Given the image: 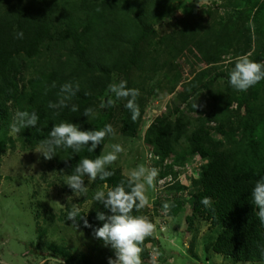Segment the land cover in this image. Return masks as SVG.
<instances>
[{
  "label": "rangeland",
  "instance_id": "374dc122",
  "mask_svg": "<svg viewBox=\"0 0 264 264\" xmlns=\"http://www.w3.org/2000/svg\"><path fill=\"white\" fill-rule=\"evenodd\" d=\"M63 1L46 0V3L62 4ZM75 1L77 7L71 8L75 7L74 13H77L81 0ZM251 1L264 2L177 0L169 12L151 21L157 35L144 46V60L130 70L127 81L129 88L139 90L136 102L140 117L136 121L125 107L126 100L116 101L114 107L100 108L111 93L107 90L99 96V111L92 118L94 127L103 123L101 130L111 124L116 133L114 138H105L101 152L112 151V144H121L125 149L109 167L120 168L127 176L141 164L158 169L155 189L147 190L149 205L141 215L152 221L146 211L155 209L156 202L165 201L169 195L175 198L177 194L183 201L182 212L168 216L171 226L160 227L168 228V232L162 234L157 229L153 232V237L159 240L162 258L157 256L154 262L142 258L144 264H264L235 262L213 252L210 244L220 229L212 230L201 219L195 220L197 233L186 236L193 194H198L200 188L192 185L190 173L184 174L182 169L175 180L177 192L170 190V182L165 184L166 194L157 191L156 181L160 172L166 175L177 167L190 165L192 168L194 164L206 165L208 161L199 155H190L192 143L184 137L162 165L155 159L154 147L146 140L158 120L175 123L182 119L189 123V136L201 128L209 133L205 145L212 150H231L242 157L255 152L264 157V81L246 92L236 91L229 83V73L237 57L248 55L254 62L262 57L260 63H264V11L258 14L252 11ZM57 23L58 30L66 24ZM60 46L54 42L47 44L38 59L23 57L20 93L7 106L14 119L16 112L26 105L30 81L52 72L59 60L65 59V52L60 56ZM121 80L124 77L115 74L112 83ZM14 119L11 116L6 126L10 140L0 164V264H108L109 258L115 259L114 250L100 245L93 235L67 220L73 204H79L81 211L92 209L93 181L89 182L86 177L87 194L76 196L66 185L68 174L55 157L46 160L35 152L37 146L25 147L18 134L10 135L9 125ZM220 128H224V134L219 132ZM193 176L198 178L194 170ZM170 179L171 176L165 181L159 179V184ZM69 196L73 197L71 201L67 199ZM171 207L167 213H171Z\"/></svg>",
  "mask_w": 264,
  "mask_h": 264
},
{
  "label": "trees",
  "instance_id": "16d2710c",
  "mask_svg": "<svg viewBox=\"0 0 264 264\" xmlns=\"http://www.w3.org/2000/svg\"><path fill=\"white\" fill-rule=\"evenodd\" d=\"M176 1L81 0L79 10L74 13L77 7L75 0H65L62 4H48L46 0L27 3L0 0V164L10 140L7 139L6 126L11 116L14 119L7 106L20 93L19 77L24 68L23 57L26 60L38 59L45 46L53 42L61 45L60 56L65 52V59L60 57L52 72L30 81L31 91L21 111L35 112L39 121L35 128L22 129L18 134L25 147L38 146L41 139L49 136L52 127L61 122L73 123L81 131L100 130L103 123L95 128L92 118L83 116L84 110L93 107L96 112L99 111V96L108 90L115 74L123 76L125 81L129 80L130 70L139 67L144 60V46L157 35L151 21L169 12ZM249 6L256 14L264 11V2L251 1ZM97 8L101 11L97 12ZM57 22L66 23L62 30H58ZM20 31L24 34L23 39L16 38V33ZM67 82L80 86L72 101L79 105V111L72 112L70 108H65L60 110L59 115H54V110L48 104L58 100L60 87ZM53 83L55 87H52ZM156 123L146 140L154 147L155 159L162 165L184 137L192 143L188 153L208 161L201 166L199 173L195 172L197 179L191 177L192 185L199 187L200 192L193 194L192 216L186 219V236L197 233L195 220L201 219L208 222L212 230L220 229L210 244L213 252L235 262H264V225L260 223L256 215L258 210L251 199L256 181L264 178V157L255 152L253 156L242 157L231 150H212L205 145V137L209 133L201 128L189 136V123L182 119H177L175 123L160 119ZM219 132L224 134V128H220ZM104 145L105 139L94 152H89L85 147L80 153L60 148L55 158L70 175L81 159H96ZM107 170L114 175L104 181L99 178L93 181L91 189L94 193L104 184L112 188L127 178L120 168L108 167ZM171 174L174 175L173 170L166 175L160 172L159 179ZM175 188L172 186L170 190L179 191ZM162 192L166 194L165 190ZM94 193L90 197L92 209L89 212L81 211V216H85L93 227H84L83 220L75 225L93 236V228L102 227V222L96 218L97 210L106 212L103 205L93 200ZM167 197L163 202L158 200L155 209L146 211L155 229L162 225L171 226L168 216L174 217L182 212L181 198L177 194L175 198L172 195ZM204 197L212 199L215 213L202 205L201 199ZM165 203L172 206L171 213L164 211ZM144 210H134L133 215H141ZM69 221L74 225L73 221ZM164 232H168V228ZM96 240L104 245L102 240ZM149 244H152L151 249L147 248ZM159 247V240L153 235L147 238L142 258L149 259L154 250H158L162 258Z\"/></svg>",
  "mask_w": 264,
  "mask_h": 264
},
{
  "label": "clouds",
  "instance_id": "9594fccd",
  "mask_svg": "<svg viewBox=\"0 0 264 264\" xmlns=\"http://www.w3.org/2000/svg\"><path fill=\"white\" fill-rule=\"evenodd\" d=\"M97 12L101 9L97 8ZM23 32H17L16 38L23 39ZM261 81H264V63L252 61L248 55H241L234 61V67L229 73L230 86L236 91L246 92L248 89L256 86ZM53 83L52 87H55ZM80 90L79 84L75 86L71 82L61 85L58 92V100L53 103L49 102L48 107L54 110V115H59L60 110L70 108L72 112L79 111V105L72 103L73 98ZM108 91L111 96L106 103H101L100 108L114 107L116 101L126 100L125 107L132 113V120L136 121L140 117L139 105L136 102L139 96V90L129 88L127 81L121 80L118 83H110ZM90 95V93H85ZM114 97V98H113ZM199 105H194L197 108ZM96 109L88 107L84 110L83 116L94 118ZM39 116L28 111H17L14 122L9 125L10 135H17L22 129L35 128L38 124ZM115 129L111 124L105 125L101 130L81 131L79 127L73 123L61 122L52 127L49 136L41 139L36 153L42 154L44 159L51 160L56 156L57 149L65 148L72 149L75 153H80L85 147L89 152H94L96 148L102 144L108 136L115 137ZM90 145V146H89ZM112 151L104 154L103 152L96 159L84 158L73 168L70 175L66 176V185L75 193L76 196L87 194L88 187L85 186L84 177L88 178L89 182L99 178L104 181L114 175L107 168L114 164L119 154L124 152L121 144H112ZM149 159L151 154H148ZM184 167V166H183ZM182 167L174 169V175H170L172 179L168 182L172 186L178 183L177 172ZM158 176V169L150 168L144 164L138 165L131 170L125 180H122L118 185L109 188L107 184L97 188L94 193L93 200L103 205L106 212L97 210V220L102 222V227L93 228V234L96 239L102 240L105 247H111L114 250L115 259L109 258L108 264H144L142 260V252L145 240L153 235L155 224L145 215H133V211L140 212L149 205V199L146 195L149 188L155 189V179ZM167 176L165 178H168ZM165 178L162 181H165ZM191 178V176H190ZM175 185L173 184V181ZM189 180V179H188ZM156 190L159 191V180L156 181ZM71 201L73 197H67ZM251 199L255 208L258 210L256 215L262 225H264V178L256 181L252 191ZM202 205L207 210L215 213L213 202L210 197L201 199ZM169 205L165 203L163 209L166 212ZM67 220L74 222V226L83 220L84 227L92 228L85 216H81V208L79 204H73L68 212ZM166 228H159L162 231ZM151 247H148V246ZM147 245L148 249L152 248V244ZM160 250V247H159ZM160 253L154 250L150 253V262L157 261Z\"/></svg>",
  "mask_w": 264,
  "mask_h": 264
},
{
  "label": "built area",
  "instance_id": "2783aa9c",
  "mask_svg": "<svg viewBox=\"0 0 264 264\" xmlns=\"http://www.w3.org/2000/svg\"><path fill=\"white\" fill-rule=\"evenodd\" d=\"M201 166H202V164H194L192 166V168H191L190 165H186V166L182 167L181 169H182L184 174L190 173V176H191V173H192L193 170L195 172L199 173L200 169H201ZM179 179H182V178H179ZM164 189H165V185L161 184L159 186L158 190L162 192Z\"/></svg>",
  "mask_w": 264,
  "mask_h": 264
}]
</instances>
